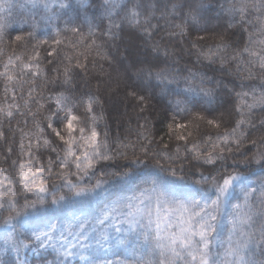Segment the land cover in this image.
<instances>
[{"label":"snow or ice","instance_id":"obj_1","mask_svg":"<svg viewBox=\"0 0 264 264\" xmlns=\"http://www.w3.org/2000/svg\"><path fill=\"white\" fill-rule=\"evenodd\" d=\"M88 4L89 0H27L31 9L42 13L40 21L46 25L64 18V28L56 29L52 39L56 47L49 56L62 50V32L78 38L70 42L71 49L81 45L84 48L65 54L62 71L52 69L57 76L49 82L59 81L63 90L53 97L55 110L49 105V114L43 119L38 114L45 106L37 99L42 93L34 95L37 79L44 75L37 47L33 46L31 53L19 54L15 50L6 54L0 48V117L8 121L7 129L0 121V139L9 141L5 160L13 151L10 145L14 141L6 135L12 131L15 137L11 121L20 116L25 126L29 118L32 123L27 132L17 129L18 158L12 161V167L18 179L14 181L7 169L0 168V214L7 213L0 216L4 231L0 250L15 254V259L0 260V264H28L21 258L24 250L39 253L48 248L55 258L45 264H70L76 258L77 264H264V134L252 138L254 132H264V0H232L225 9L232 21L229 27L235 24L247 33L243 46L233 47L231 41L220 36L214 46L207 48L200 43L205 39L203 35L191 36L193 31H206L201 26L205 19L202 0H101L102 12L96 27L107 40L100 44L94 38L91 22L88 42L84 43V21L79 13ZM14 7L12 0H0V41L10 34ZM253 10L257 13L254 17ZM176 18H180L179 23ZM40 21L33 18L30 27L39 28ZM245 24L253 30L245 28ZM125 33L129 42L124 44V51L110 55L111 48L117 45L109 42L123 43ZM33 35L34 32L28 33L29 37ZM23 39L20 35L15 37L17 42ZM185 42L187 47L183 46ZM92 49L109 64L121 57L129 60L135 50L137 59L130 60L124 74L140 82L139 87L131 86L128 94L141 103L146 97L139 92L158 87L160 94H168L169 86L177 84L178 78L184 80L186 92L212 103L221 88L220 82L209 86L213 84L211 78L192 69L179 77V70L173 65L183 53L195 55L198 62L218 63L222 70L242 80H259V86L253 83L244 90L241 84L240 91L229 89L234 103L213 118L204 114L208 111L204 105L195 111L196 102L176 99L177 114H188L190 119L181 123L173 117L167 125L169 138L174 136L177 141L175 149L164 145L153 151L142 145V156L129 158L121 149L134 145L118 142L113 147L108 133L102 138L98 131V96L91 92L86 99L84 94L76 95L80 80L88 76ZM32 105L36 106L35 111ZM81 105L83 112L78 114ZM20 123L18 120L17 125ZM226 124L230 126L225 127ZM201 125L215 128V138L201 133ZM47 129H51V139ZM198 134L201 139H195ZM41 148L50 149L55 159L49 156L42 163L34 151ZM157 157L167 163L161 164ZM120 158L128 163L115 166L126 170L101 171L96 175L98 168L109 166L104 162ZM196 165L205 168L207 174L201 171L199 179L190 183L189 172ZM85 178H95V182L84 183ZM137 182L147 186L132 195L118 194L129 191ZM61 189L67 192L57 195ZM29 194L35 199H27ZM233 198L235 204H231ZM101 203L103 207L94 215L84 213L85 207L92 210ZM228 205L232 212L227 220V238L222 239ZM119 249L123 250L122 258ZM110 255L118 258L108 259Z\"/></svg>","mask_w":264,"mask_h":264},{"label":"trees","instance_id":"obj_2","mask_svg":"<svg viewBox=\"0 0 264 264\" xmlns=\"http://www.w3.org/2000/svg\"><path fill=\"white\" fill-rule=\"evenodd\" d=\"M94 1V2H93ZM204 4V9L202 10V14L205 19L201 22V26L206 29L204 32H196L193 31L191 33L192 38H195L197 35H203L205 39L201 41V45L205 48L208 46H214L220 36H224L225 39L232 42L233 47H241L243 46L245 40L247 39V33L241 31L240 26L233 24V27H229V23H231V18L225 12V9L229 6L232 0H202ZM12 3L15 7L11 13V22L9 25L8 32L10 34L5 35L3 40L0 41V48H4L6 54H11L13 50L19 53H31L33 50V46H36L39 54L40 60L39 65L43 70L44 75L37 79V87H36V95L37 93H42L41 96H37L41 104H44V108L40 110L38 114V118L43 119L44 116L49 114V105H51V110L55 108V102L53 97L58 91H62L63 89L60 86L59 81L53 84L50 81L52 77H56L57 73L52 71V69L60 68L61 71L63 69V64L66 63L64 60L65 54H70L73 51H84L83 45L73 50L69 47L70 42L78 39L77 37L72 36L70 32H62V37L64 38V44L60 46L62 49L57 54L49 56L48 53L52 52L53 48L56 47L52 45V39L55 38V34L42 36L39 34L40 31L38 29L41 26H46L43 21H40V15L42 13H38L35 10L31 9L30 6L27 5V0H12ZM96 1L91 0L90 8L96 7ZM21 5H25L21 7ZM91 11V10H90ZM94 13L88 14V16L93 17ZM257 15L253 10V17ZM35 18L37 21H40V27L37 29H33L30 27L32 19ZM24 21H27L25 23ZM93 25V28H97L94 24L95 22H100L97 19H91L90 21ZM155 22V21H154ZM176 23L180 22V18H176ZM162 27H165L163 21L160 22ZM88 24L83 25L81 31L86 38L84 43L88 42ZM245 28L249 31L253 29L245 24ZM29 32H34L32 37L28 36ZM95 39L97 44H100L107 40V37H103L101 35L100 29L97 28L95 31ZM161 35L163 33H160ZM20 35L24 37L22 41H15V37ZM167 39V37H165ZM48 41L47 44H40V41ZM127 33L124 34V41L121 43L120 41H110V44H115L117 47H112L110 50V55L117 56L118 52L124 51V44L128 43ZM184 47H187V42L184 43ZM105 48L108 49V45H105ZM231 51V50H229ZM135 52V51H134ZM96 55V50L92 49L90 55L88 56V76L80 80V87L76 91V95L79 96L81 94L85 95L88 92L98 96V103L95 105V111L99 118L98 124L100 126L103 134L105 132L108 133V138L110 140V144L115 147L118 142H122L124 145H134L135 147H127L121 149L125 151L129 158H134V156H142L141 146L147 145L153 151L162 149L164 145H168L170 149L174 150L177 144L174 136L173 138H169L168 136V128L167 125L172 122V118L175 117L177 122H185L187 119H190V116L185 113L177 114L176 105L174 101L176 99H184L189 102H196L195 111L200 110V105H204L208 111L204 113L208 116V118H213L214 116H219L225 109H229L234 103L235 97L229 91V89H234L235 91L241 90V84L245 86L244 90H248V86L250 84L255 83L256 86H259V80L256 81H248L242 80L239 76L233 75L227 70H222L220 65L213 64L209 65L207 61L198 62L196 60L195 55H188L187 53H183L182 57H177V63L173 65L174 68L179 70V77H183L188 75V69H192L193 72H199L202 75L211 78L213 84L209 86H214L216 81H219L221 84V88L218 90V94L216 98L212 101V103L207 102V98H204L195 93L186 92L185 91V82L182 78H178L179 82L177 84H173L169 86L168 94H160L158 87H151L146 89L145 91L139 92V95H144L146 97L145 101L141 103L136 98L130 96L128 93L132 90L131 86L139 87L140 82L136 80L135 77L129 78L124 74V65H128L130 60L137 59L136 54L134 53L129 60L120 58V61L109 64L108 62L102 60L99 62L101 67L98 68V60L100 57ZM142 58V57H140ZM101 60V59H100ZM75 63V60H73ZM95 63V67L93 64ZM130 75V73H129ZM246 75V73H245ZM123 79V84L117 85V79ZM27 79V77H25ZM62 79V78H61ZM86 81V82H85ZM100 84L98 88L97 85ZM114 83V84H113ZM47 84L46 87H40V85ZM129 85L130 87H126L125 85ZM153 84L155 82L153 81ZM226 86V87H225ZM27 87V85H25ZM19 102L20 97H17ZM116 101L120 104H124V108H127L126 115H120L115 109ZM0 102H3V82L0 80ZM11 100L8 101L10 103ZM83 108V105L80 108ZM141 109H144L141 111ZM32 110H36V106L32 105ZM257 115H259V109L257 110ZM20 120L21 123L17 125V121ZM0 121H3L5 129L8 127V121L4 120L3 117H0ZM143 126V127H141ZM230 125L226 124L225 127H229ZM19 128H23L24 131H29L32 128L31 118H29V122L27 126L24 125L23 120L20 116H17L16 119L11 121V128L15 131V137L12 136V131H7L6 135L9 140H13L11 143V147L13 148L12 153L8 156L7 160L4 159L5 148L9 146V141L5 139H0V168L7 169L9 174L12 175L13 180H17L18 178L14 175V169L12 167V161L18 158V143L20 139V132L17 130ZM201 133L212 135L215 138L217 130L210 126L201 125L200 129ZM223 131V127L220 129ZM47 134L51 139V129H47ZM264 134V132L256 131L253 133L252 138L255 139L258 136ZM149 139L152 143L149 145ZM195 139H201V136L198 134L195 136ZM181 144L183 142H180ZM62 146V145H61ZM247 147H251V145H247ZM255 150V149H253ZM35 151V155L38 156L42 163H46L49 156H52L55 159V154L50 151V149L41 148L39 151ZM183 151V149H182ZM160 160L161 164L167 163L164 159L157 157ZM128 162L123 160L122 158L117 161L104 162V164L109 165L106 168H98L96 175L99 176L101 171H123L125 168H118L115 165H126ZM179 164V162H177ZM229 165L231 164V159L227 162ZM143 168V165L139 166ZM204 171L207 174L205 168H201L199 165H196L189 172V182L199 179V173ZM195 172V175L192 174ZM255 178V177H253ZM95 178L89 181L85 178L84 183H94ZM147 185L141 184L137 182L132 189L124 193L118 194H130L134 191H137L141 188L146 187ZM17 190L19 191L18 185ZM111 191H116L115 189H111ZM62 192L66 193L67 189H61L60 192H57V195ZM27 199L34 200L35 197L29 194ZM24 197L21 196L20 203L22 204ZM107 201H104L106 203ZM103 207V203L95 205L92 210H89L87 207L83 209L84 212L95 213L99 211L100 208ZM37 252L32 250H27V256H24L22 259L27 260L28 264H36L35 261H32ZM0 260H4L3 256H0ZM53 261L54 258L52 257ZM73 261V259L71 260ZM41 264H45L41 262ZM71 264V263H70ZM73 264V263H72Z\"/></svg>","mask_w":264,"mask_h":264},{"label":"rangeland","instance_id":"obj_3","mask_svg":"<svg viewBox=\"0 0 264 264\" xmlns=\"http://www.w3.org/2000/svg\"><path fill=\"white\" fill-rule=\"evenodd\" d=\"M96 1V7H93V8H90L91 6H89L90 5V2H91V0H89V4H88V7H87V9L86 10H81L80 11V13H79V15H80V17H81V19L84 21V23H83V25H86V24H88L90 21H91V19H97L98 21H99V17H100V15H101V12H102V9H101V7H100V5H101V0H95ZM94 2V1H93ZM94 13V15H93V17L91 16H88V14L89 13H91V11ZM99 24V22H95L94 24L96 25V24ZM105 25L107 24V20H104V22H103ZM64 24H65V21H64V18H61V19H59V20H54V21H52L51 22V24L50 25H48V27L46 28V26H41L39 29H38V31H40L39 32V34H41L42 36H47V35H53V34H55V31H56V29L57 28H60V29H63L64 28ZM87 28H88V26H87ZM94 31H97V28H94ZM128 39V38H127ZM135 50H133V54L135 53L134 52ZM98 58V57H97ZM99 62H102V59L100 60H98V63H97V65H98V68H100V64H99ZM124 67H125V65H124ZM102 69V68H101ZM115 83H117V85H121V83L123 84V79H122V77L121 78H119L118 77V79H117V82L115 81ZM114 84V83H113ZM86 99V98H85ZM116 106H117V108L115 109L120 115H126V113H127V108H124V104L122 103V104H120L119 105V103L116 101ZM54 110H55V108H54ZM83 112V108L81 107H79V109H78V114L79 113H82ZM96 112V111H95ZM98 131H100L101 132V129H100V126H99V124H98ZM101 136H102V132H101ZM142 189V188H141ZM141 189H139V190H137V191H134V192H139ZM133 194V192L132 193H130V194H125V195H132ZM237 195H239L238 193H237ZM197 199H199L200 198V196L198 195L197 197H196ZM213 198H214V196H213ZM237 201H236V199L235 198H233L232 200H231V204H235ZM98 212V211H97ZM231 212H232V207H231V205H228V206H226V208H225V219H224V221H223V231L221 232V238L222 239H226L227 238V229H228V227H229V225H228V223H227V220H228V218H229V216H230V214H231ZM85 214H88V215H94L95 213H88V212H84ZM77 214L79 215L80 214V211H77ZM7 215V213L5 212V213H2V214H0V216H6ZM2 235H4V231H3V228L2 227H0V236H2ZM20 239H23V237H20ZM119 253H121V257L120 258H122V252H123V250L122 249H119V250H117ZM3 256V259H9V258H11V259H15V254L14 253H11V252H7V253H5L4 251H2V250H0V256ZM35 255H37V256H34L33 257V259H32V261H35V263L36 264H41V262H44V261H52L51 260V258L53 257V258H55V253L52 251V249L51 248H48V249H41V250H39V253H36ZM24 256H27V250H24L23 251V253H22V256H21V258H23ZM108 259H112V260H115V259H117L118 257H116V256H108L107 257ZM77 261H78V258H76V259H73V261H71L70 263L72 264H77Z\"/></svg>","mask_w":264,"mask_h":264}]
</instances>
